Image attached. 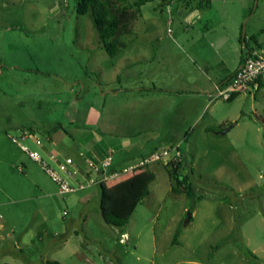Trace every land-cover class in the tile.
I'll list each match as a JSON object with an SVG mask.
<instances>
[{
  "label": "rangeland",
  "instance_id": "obj_1",
  "mask_svg": "<svg viewBox=\"0 0 264 264\" xmlns=\"http://www.w3.org/2000/svg\"><path fill=\"white\" fill-rule=\"evenodd\" d=\"M141 9L111 57L76 0H0V264H264V80L206 109L198 96L230 74L222 61L264 50V0ZM11 137L47 161L112 143L117 164L180 144L195 196L153 164L149 194L114 227L99 186L61 194Z\"/></svg>",
  "mask_w": 264,
  "mask_h": 264
},
{
  "label": "built area",
  "instance_id": "obj_2",
  "mask_svg": "<svg viewBox=\"0 0 264 264\" xmlns=\"http://www.w3.org/2000/svg\"><path fill=\"white\" fill-rule=\"evenodd\" d=\"M263 78L264 50L248 49L247 57L240 68L227 82L217 87V97L230 100L241 91H250L251 89L257 91L259 89L258 80ZM29 136L28 133L24 134V137ZM31 138L43 147L39 138L32 135ZM11 139L40 164L42 169L58 184L61 194L77 192L101 184L112 185L144 173L153 164L173 167L184 158L181 145L177 144L170 148L153 150L147 156L126 164H117L111 151L102 158L94 159L83 151L79 153L78 158H74L63 156L52 150L48 153L49 161H47L39 151L29 149L18 138L11 137ZM1 224L2 217L0 216Z\"/></svg>",
  "mask_w": 264,
  "mask_h": 264
},
{
  "label": "trees",
  "instance_id": "obj_3",
  "mask_svg": "<svg viewBox=\"0 0 264 264\" xmlns=\"http://www.w3.org/2000/svg\"><path fill=\"white\" fill-rule=\"evenodd\" d=\"M79 14L91 13L96 30L103 42L104 49L111 57L117 55L124 44L121 37L141 16L142 6L151 0H76ZM210 5V4H208ZM262 79L258 80L259 86ZM235 95L231 98L233 99ZM152 152V151H151ZM184 159V158H183ZM183 160L170 167V175L177 181V189H182L189 197H194V189L188 173L178 170ZM154 180L153 172L148 169L135 177L116 182L112 185H99L100 210L103 220L114 227L126 226L138 204L149 194V186ZM47 264H61L48 261Z\"/></svg>",
  "mask_w": 264,
  "mask_h": 264
},
{
  "label": "crops",
  "instance_id": "obj_4",
  "mask_svg": "<svg viewBox=\"0 0 264 264\" xmlns=\"http://www.w3.org/2000/svg\"><path fill=\"white\" fill-rule=\"evenodd\" d=\"M246 57H247V54H246V56L245 57H243V58H240V60L237 62V63H235V64H233V65H231V66H227V64H226V62L225 61H222V64L225 66V68L230 72V74L227 76V77H223V76H221V77H223V78H221V77H219V76H216L215 78H213V79H211V77H209V83H207V85H205V87H203V90H204V92L202 93V92H199L198 93V96H200V98L202 99V98H204V106H203V108L204 109H206L209 105H216V103H215V101L218 99V97H217V94H218V92H217V87L218 86H220V85H222V84H224L225 82H227L234 74H235V72L240 68V66L244 63V61H245V59H246ZM205 62V64L208 66V67H214V66H217L219 63H217V65L216 64H214V61H211L210 59L209 60H207V61H204ZM264 80V78L261 80V82H260V86L262 85V81ZM260 86H259V89H260ZM258 89V90H259ZM236 96V95H235ZM201 115H199V117H200ZM83 119V120H82ZM78 122H80V123H83L84 125H91V124H97L98 126H102L101 125V123L99 122V120H97V119H95V120H92V118H91V116L90 115H87V116H85L84 118H81V120H79L78 119ZM90 123V124H89ZM82 125V124H81ZM104 126V125H103ZM104 127H106V129L108 130V131H110L109 132V135L111 136V137H120V136H122L121 134H118L117 132L115 133V131H114V129H113V127H111V126H109V127H107V125L106 126H104ZM89 128V127H88ZM103 128V127H102ZM115 129H117V126H115ZM82 131H84V129L82 130ZM88 134H89V132H88ZM50 137V136H49ZM50 139H52V137H50ZM105 146H103V145H101V144H97V143H95V144H93V147L92 148H90V150H87V154L90 156V157H92V158H94V159H99V158H102V157H104L105 155H106V153L107 152H112V148H111V145H112V143H110L109 145L108 144H104ZM81 148H78L77 149V151H81L80 150ZM143 157V156H142ZM115 161H116V159H115ZM118 161H120V160H118ZM183 161H184V164L185 165H187L186 163H185V157H184V159H183ZM118 163V162H117ZM21 170H22V168H20Z\"/></svg>",
  "mask_w": 264,
  "mask_h": 264
},
{
  "label": "water",
  "instance_id": "obj_5",
  "mask_svg": "<svg viewBox=\"0 0 264 264\" xmlns=\"http://www.w3.org/2000/svg\"><path fill=\"white\" fill-rule=\"evenodd\" d=\"M235 125H231L230 127H228L225 131H223V134L227 133L228 131H230V129H232ZM191 218V213H188L187 215V219L185 221V224H188Z\"/></svg>",
  "mask_w": 264,
  "mask_h": 264
}]
</instances>
